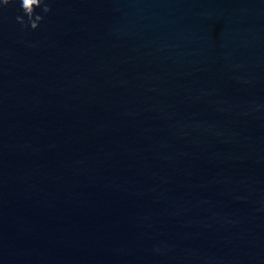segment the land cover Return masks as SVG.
<instances>
[{"label":"water","instance_id":"95a60500","mask_svg":"<svg viewBox=\"0 0 264 264\" xmlns=\"http://www.w3.org/2000/svg\"><path fill=\"white\" fill-rule=\"evenodd\" d=\"M49 6L0 9V264H264V0Z\"/></svg>","mask_w":264,"mask_h":264},{"label":"clouds","instance_id":"9594fccd","mask_svg":"<svg viewBox=\"0 0 264 264\" xmlns=\"http://www.w3.org/2000/svg\"><path fill=\"white\" fill-rule=\"evenodd\" d=\"M9 4H19L23 16L17 15L15 19L24 29L35 30L42 22L43 15L37 13L36 9L39 8L43 14H47L51 10L49 0H0V9Z\"/></svg>","mask_w":264,"mask_h":264}]
</instances>
